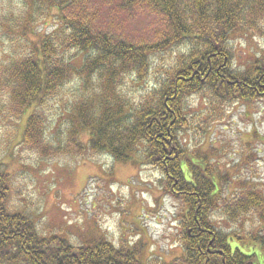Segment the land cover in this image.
<instances>
[{"label":"trees","instance_id":"obj_1","mask_svg":"<svg viewBox=\"0 0 264 264\" xmlns=\"http://www.w3.org/2000/svg\"><path fill=\"white\" fill-rule=\"evenodd\" d=\"M0 9V42L10 36L14 48L11 36L18 31L25 37L16 54L0 63V97L8 96L10 116L19 120L30 110L22 145L43 157L107 153L157 169L162 190L185 206L180 219L184 254L169 264H264L256 253L233 248L230 241L241 239L217 227L212 210L224 206L222 175L213 158L195 160L183 143L190 97L207 98L214 113L227 104L264 99V47L237 66L234 45L241 37H264V0H11ZM152 11L162 29L150 38L107 25L127 12ZM50 18L53 28L41 29ZM179 46L184 50L166 75L156 77L153 89L134 105L124 91L126 79L145 83L154 59ZM72 81L81 87L69 109L64 107L67 141L54 145L44 109L48 98ZM82 132L87 144L80 140ZM10 190L0 161V264H142L135 248L117 247L105 237L75 245L52 231L43 233L32 216L9 208ZM234 194L225 201L234 203L226 205L229 218L237 219L252 205L264 206V195L255 188ZM252 238L261 240L264 253V239Z\"/></svg>","mask_w":264,"mask_h":264},{"label":"rangeland","instance_id":"obj_2","mask_svg":"<svg viewBox=\"0 0 264 264\" xmlns=\"http://www.w3.org/2000/svg\"><path fill=\"white\" fill-rule=\"evenodd\" d=\"M2 1L0 8L11 0ZM104 16H109L107 11ZM53 25L50 18L40 28L50 31ZM107 25L146 38L162 29L156 11L127 12ZM9 37L5 35V42H0V63L23 46L19 40L25 37L18 31L11 36L14 48ZM30 37L37 40L36 35ZM234 45L236 65L243 66L240 63H246L264 47V37H241ZM183 50L184 46H179L157 56L145 83H139L136 78L126 79L124 91L128 99L138 104L153 89L156 77H164ZM80 87L77 82H69L58 96L48 98L50 104L44 109L47 136L54 145L66 144L68 115L64 107L69 109ZM206 100L199 95L187 100L190 126L183 143L191 149L190 155L195 160L200 155L213 158L211 163H215L217 173L222 175L218 183L220 206H224L212 210L217 227L241 239L230 241L233 248L240 247L246 254L254 252L264 263L261 240L255 242L252 238L264 239V206L260 209L252 205L234 220L226 212V205L234 203H225L234 193L243 195L250 188L264 195V99L251 104H227L218 113L208 108ZM29 113L27 110L21 119L15 120L10 116L8 96L0 97V161L10 176L7 204L11 210L25 211L37 220L43 233L52 231L75 245L105 237L117 247L135 248L142 264L179 261L184 254L180 219L185 206L182 200L162 190L163 176L157 169L143 165L141 160L137 163L116 160L107 153L90 152L81 156L64 152L43 157L22 145ZM80 140L87 144L85 132L80 134Z\"/></svg>","mask_w":264,"mask_h":264},{"label":"flooded vegetation","instance_id":"obj_3","mask_svg":"<svg viewBox=\"0 0 264 264\" xmlns=\"http://www.w3.org/2000/svg\"><path fill=\"white\" fill-rule=\"evenodd\" d=\"M206 255H211V254H210V252H209V253H207Z\"/></svg>","mask_w":264,"mask_h":264}]
</instances>
